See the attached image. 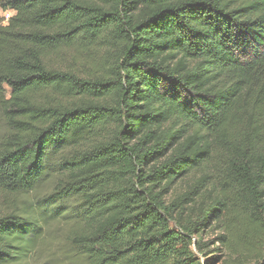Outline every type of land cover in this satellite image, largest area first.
I'll use <instances>...</instances> for the list:
<instances>
[{
    "label": "trees",
    "instance_id": "trees-1",
    "mask_svg": "<svg viewBox=\"0 0 264 264\" xmlns=\"http://www.w3.org/2000/svg\"><path fill=\"white\" fill-rule=\"evenodd\" d=\"M0 9V188L58 160L41 211L78 201L56 211L76 264H264V0ZM43 225L0 213V264H28Z\"/></svg>",
    "mask_w": 264,
    "mask_h": 264
},
{
    "label": "rangeland",
    "instance_id": "rangeland-1",
    "mask_svg": "<svg viewBox=\"0 0 264 264\" xmlns=\"http://www.w3.org/2000/svg\"><path fill=\"white\" fill-rule=\"evenodd\" d=\"M3 15L4 12L0 9L2 24H4ZM7 133L8 128L0 115V141L6 137ZM56 162H58V160H54L52 164L54 168L52 171L48 172L43 181L33 191L24 194H11L0 188V213L12 212L20 214L21 216H26L28 219L34 215L40 217L42 214L46 218L47 225H43L42 229L39 231L41 240L37 249L29 254L28 247L25 252H22L28 264L30 262L31 264H76L74 260L76 256L73 255L72 248L67 238L70 226H67L65 216L62 217L57 215L56 211L59 209L62 211V208H65L67 214H71L72 211L76 213L81 209L78 201L74 199L69 200L68 204L59 202L58 208L50 207L49 210L44 213L41 211L45 208L44 200L48 199L54 187V182L60 174V170H57V165H55ZM174 188L177 189V192L180 189L178 184L173 187V190ZM172 196L173 193L168 195L167 199H170ZM215 235V231H210V229L205 230L202 239L207 248L212 249L214 245H216L213 244ZM209 254L211 253H207L206 257L202 256L204 261L209 259ZM231 261H233V259L230 257L226 264H232ZM217 264L222 263L220 262Z\"/></svg>",
    "mask_w": 264,
    "mask_h": 264
},
{
    "label": "built area",
    "instance_id": "built-area-1",
    "mask_svg": "<svg viewBox=\"0 0 264 264\" xmlns=\"http://www.w3.org/2000/svg\"><path fill=\"white\" fill-rule=\"evenodd\" d=\"M12 14H13L12 11H9V10L8 11H5L4 12V15H3V18H4L3 19V22L6 23Z\"/></svg>",
    "mask_w": 264,
    "mask_h": 264
}]
</instances>
